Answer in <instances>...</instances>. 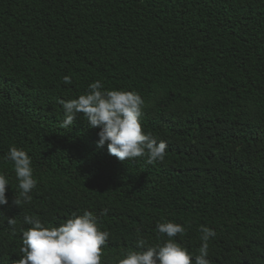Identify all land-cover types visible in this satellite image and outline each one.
<instances>
[{
    "label": "trees",
    "instance_id": "1",
    "mask_svg": "<svg viewBox=\"0 0 264 264\" xmlns=\"http://www.w3.org/2000/svg\"><path fill=\"white\" fill-rule=\"evenodd\" d=\"M97 80L141 96L163 161L109 155L82 114L61 127L59 100ZM10 147L37 180L19 206ZM0 173V264L23 255L25 216L51 228L85 211L110 233L102 264L138 250V236L162 243L169 221L194 255L201 226L215 231L211 264H264V0H0Z\"/></svg>",
    "mask_w": 264,
    "mask_h": 264
},
{
    "label": "clouds",
    "instance_id": "2",
    "mask_svg": "<svg viewBox=\"0 0 264 264\" xmlns=\"http://www.w3.org/2000/svg\"><path fill=\"white\" fill-rule=\"evenodd\" d=\"M63 82L71 84L72 78L64 76ZM59 103L64 110L61 127L67 129L73 126L77 116L82 114L91 127L100 129L97 146L106 144L109 155L121 161L146 156L149 164L165 159L167 144L158 142L142 129L140 118L144 101L138 93L103 90L102 83L97 80L88 85L85 94L67 101L61 99ZM6 160L13 164L20 190L19 197H15L12 203L19 206L31 202L30 193L37 186L31 157L23 149L10 147ZM8 185L6 175L0 173V206L9 202L6 196ZM106 213L107 209L104 210ZM7 223L15 226L16 220L8 217ZM24 223L31 227L22 233L20 252L23 255L18 264H102V246L108 242L110 233L100 230L93 213H73L58 227H45L40 219L33 216H25ZM156 231L166 234L168 239L149 245L138 236L135 242L138 250H128L118 264H211L207 257L208 242L216 235L213 229L201 226L202 243L198 255L190 253L172 239L178 234H185V226L169 221L158 223Z\"/></svg>",
    "mask_w": 264,
    "mask_h": 264
}]
</instances>
